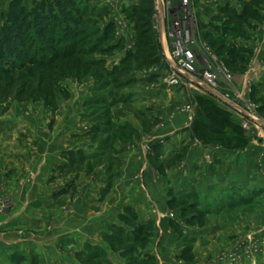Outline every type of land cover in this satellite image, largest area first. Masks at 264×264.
I'll list each match as a JSON object with an SVG mask.
<instances>
[{"label": "crops", "instance_id": "crops-1", "mask_svg": "<svg viewBox=\"0 0 264 264\" xmlns=\"http://www.w3.org/2000/svg\"><path fill=\"white\" fill-rule=\"evenodd\" d=\"M253 62L244 75H233L228 88L238 97L233 102L192 85L154 90L156 100L160 98L166 107L168 126L166 133L153 139L159 143L169 138L167 156L175 161L159 183L168 202L192 204L194 199L219 205L205 214L210 224L204 227L190 225L189 219L173 211L163 216L160 187L144 179L147 168L141 159L136 163L137 152L135 162L126 157L129 161L120 169L118 182L103 195L107 201L99 198L98 185H86L83 193L81 181L76 182L73 196V187L55 196L70 182L64 177L50 181L53 170L64 162L59 156L62 139L49 137L45 128L32 136L24 128L30 122L25 124L16 109L0 108V197L12 205L5 213L0 211V264H14L13 254L24 257L21 264H30L32 258L36 264H79L74 255L89 243L90 248L104 250L108 263L126 264L121 250L112 249L107 237L112 226L122 225L118 217L127 208L134 211L138 224L154 226L147 227L148 233L161 234L141 251L154 259L153 264H190L183 257L190 247L184 242L186 233L197 238L191 243L196 253L202 242H212L211 233H237L231 237L237 240L234 244L222 243L227 249L238 242V233L243 234L241 240L264 235V133H255V126L264 128V122L249 120L239 108L250 103L251 87L264 96V53ZM263 258L257 255L254 261ZM222 262L216 264H226Z\"/></svg>", "mask_w": 264, "mask_h": 264}, {"label": "rangeland", "instance_id": "rangeland-1", "mask_svg": "<svg viewBox=\"0 0 264 264\" xmlns=\"http://www.w3.org/2000/svg\"><path fill=\"white\" fill-rule=\"evenodd\" d=\"M9 1L0 0V14L5 11ZM80 1L86 10L81 24L84 34L79 36L78 54L58 65L59 90L55 98L45 100L40 97L22 104L0 100V108L2 111L16 109L15 113L26 120L25 124L30 122V126H24L30 135L36 137L39 129L41 131L45 128L49 137L62 139L60 158L66 151H81L85 157L82 164L59 171L57 168L64 164L62 162L53 170L54 175L50 179L51 181L64 177L66 182L70 181L73 187L70 193L72 196L76 193V182L81 181L83 193L87 191L86 185H98L99 198L102 199L118 182L120 169L127 164V160L135 162L134 152H137L140 157H137L136 163L141 159V165L144 169L147 168V171L143 172L144 179L148 178L150 185L153 182L156 187H160L158 195L163 197L160 209L164 217L171 215L173 211L180 218L189 219L192 226L204 227L210 224V218H206L205 214L218 210L219 205H205L194 199L192 204L183 200L168 202L167 192L159 183V178L165 176V169L175 162L173 157L167 156L170 148L166 143L170 139L165 138L159 143L153 139L161 133H166L168 126L166 107L162 105L160 98L156 100L158 94L154 92L155 89L167 87L164 80L168 67L159 66L152 59L151 47L148 44H151L154 35L142 30L136 23L139 15L134 10L141 2L143 4V0ZM31 2L32 0H23L26 6ZM190 5L199 26L195 30L199 42L195 49L200 47L213 55L215 61L208 59L212 68L223 69L231 80L233 75H244L249 68H253V61L264 53V0H191ZM220 5L224 6V13L210 21L216 13L215 9ZM141 6L144 8V5ZM99 12L100 14H97ZM209 21L232 26V31L223 38L222 43L220 40L213 41L211 35L206 34L209 38L205 36L204 32L211 30H207L203 23ZM94 30L98 37H102L101 42H95ZM153 48L157 53V47ZM167 53L170 54L171 51L167 50ZM183 84L181 78V84L177 87L182 88ZM228 91L233 97L237 96L231 89ZM249 102L253 106L254 117L264 122V96L257 88L254 90L251 87ZM257 128L258 126H255L256 134L264 133V128ZM91 189L90 186V191ZM104 198V201H107L108 197ZM11 206L1 211L5 213ZM239 210L246 211L245 207H240ZM225 213L230 220L229 211ZM146 227L154 229L150 223ZM211 234L212 242H202L197 248L198 253L193 250L197 238L192 234H185L184 242L190 243V247L183 252L186 262L224 263L223 259L230 253L232 245L227 249L226 246L222 247V243L234 244L236 239L232 240L231 237L237 233ZM238 234L240 236L236 238L240 241L243 234ZM160 235L145 232L147 238L144 243L129 244L128 247L142 253L148 243L151 240L155 242ZM217 235L219 237L215 238ZM74 259L79 264H90V243L75 254ZM144 264H150V261ZM253 264H264V258Z\"/></svg>", "mask_w": 264, "mask_h": 264}, {"label": "trees", "instance_id": "trees-1", "mask_svg": "<svg viewBox=\"0 0 264 264\" xmlns=\"http://www.w3.org/2000/svg\"><path fill=\"white\" fill-rule=\"evenodd\" d=\"M223 7L220 5L215 9L216 13L210 21L224 13ZM153 9V0H143V4L141 2L134 10L139 15L136 23L142 30L154 35L151 44H148L152 59L157 65L165 67L152 24ZM85 11L80 0H32L29 6L23 0L8 2L5 11L0 14V100L22 104L40 97L45 100L55 98L59 90L58 65L78 54L79 36L84 34L81 24L86 16ZM90 14L97 15L100 12ZM210 21L203 23L207 30H211L204 32L205 36L209 38L208 35H211L213 41L220 40L222 43L223 38L232 31V26ZM200 26L202 28L201 23ZM93 33L95 42H101L102 37H98L96 30ZM153 46L157 47V53ZM62 158L65 161L57 168L59 171L79 166L85 160L81 151L71 150L64 152ZM71 188L70 182L55 196L66 194ZM118 219L122 225L112 226V235L107 237L111 248L121 250L126 264H144L148 260L153 264L150 255L140 251L137 253L134 248L128 247L129 244L145 242L147 227L136 222L137 216L129 208ZM103 257L104 250L90 248V264H110ZM11 260L14 264H21L24 257L13 254ZM30 264H36L35 258H32Z\"/></svg>", "mask_w": 264, "mask_h": 264}, {"label": "built area", "instance_id": "built-area-1", "mask_svg": "<svg viewBox=\"0 0 264 264\" xmlns=\"http://www.w3.org/2000/svg\"><path fill=\"white\" fill-rule=\"evenodd\" d=\"M191 0H154L152 24L157 36L165 67L168 74L164 80L167 87L183 85L197 86L205 91L215 92L223 99L233 102L237 96L230 95L231 77L223 69H213L209 60L213 55L202 48L196 50L199 26L190 10ZM205 45V44H201ZM171 51L166 54L167 50ZM197 51V53H196ZM209 59V60H208ZM233 100V101H232ZM240 110L251 121H256L253 106L246 103ZM11 206L7 198L0 199V211ZM264 254V235H253L238 241L223 260L227 264L255 263L254 257Z\"/></svg>", "mask_w": 264, "mask_h": 264}]
</instances>
